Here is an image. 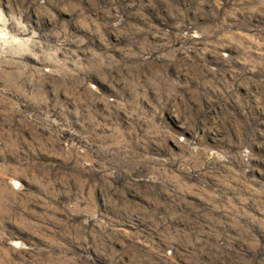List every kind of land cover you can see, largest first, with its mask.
Masks as SVG:
<instances>
[{"label":"rangeland","instance_id":"obj_1","mask_svg":"<svg viewBox=\"0 0 264 264\" xmlns=\"http://www.w3.org/2000/svg\"><path fill=\"white\" fill-rule=\"evenodd\" d=\"M0 264H264V0H0Z\"/></svg>","mask_w":264,"mask_h":264}]
</instances>
